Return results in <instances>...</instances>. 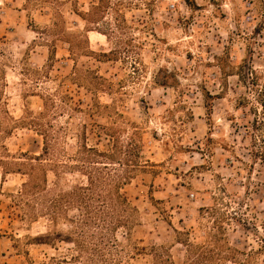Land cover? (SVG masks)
<instances>
[{
	"label": "rangeland",
	"instance_id": "374dc122",
	"mask_svg": "<svg viewBox=\"0 0 264 264\" xmlns=\"http://www.w3.org/2000/svg\"><path fill=\"white\" fill-rule=\"evenodd\" d=\"M91 1L0 0V164L42 152L34 119L69 152L86 137L103 149L110 138L139 144L124 191L141 246L166 245L185 264L178 239H190L215 243L226 257L216 264H264V0H110L93 20L109 38L87 33L75 11ZM27 179L4 181L0 165V264H84L72 243L32 238L46 219L13 215Z\"/></svg>",
	"mask_w": 264,
	"mask_h": 264
},
{
	"label": "trees",
	"instance_id": "16d2710c",
	"mask_svg": "<svg viewBox=\"0 0 264 264\" xmlns=\"http://www.w3.org/2000/svg\"><path fill=\"white\" fill-rule=\"evenodd\" d=\"M109 3L110 0H93L87 12L75 9L86 21L87 33L97 31L109 38L108 33L93 25L94 14L106 13ZM33 123L43 137L42 152L39 155L21 153L26 161H16V168H5V161L0 165L4 181L8 173L28 176L13 195L12 208L13 215L30 224L47 220L48 231L32 237L34 240L53 247L60 240L72 243L77 249L72 259L85 258L84 264H132L130 260L137 255H150V264H177L166 245L148 248L133 237L135 228L141 224L140 211L124 189L133 181L134 171L141 165V145L124 144L110 138L107 148L103 149L99 142L89 144L86 137L79 141L74 152H69L59 147L52 124L45 125L37 119ZM49 172L56 177L53 186L48 182ZM65 172L81 176L70 189L58 183ZM72 212L77 215L70 216ZM61 221L70 228L58 230ZM120 231L124 233V241L119 238ZM178 242L186 247L185 264H216L226 259L215 249V243L196 244L190 239H178ZM127 251L132 252L128 259L124 256Z\"/></svg>",
	"mask_w": 264,
	"mask_h": 264
},
{
	"label": "bare ground",
	"instance_id": "6f19581e",
	"mask_svg": "<svg viewBox=\"0 0 264 264\" xmlns=\"http://www.w3.org/2000/svg\"><path fill=\"white\" fill-rule=\"evenodd\" d=\"M89 32L92 33V35H93V33H95V34H98V35L103 36L105 38V34H103V33H100V32H97V31H89Z\"/></svg>",
	"mask_w": 264,
	"mask_h": 264
}]
</instances>
